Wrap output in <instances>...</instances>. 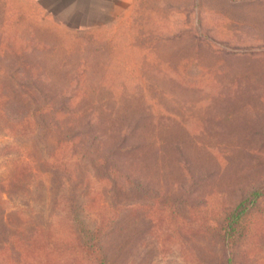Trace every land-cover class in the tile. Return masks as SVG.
<instances>
[{
    "label": "rangeland",
    "instance_id": "rangeland-1",
    "mask_svg": "<svg viewBox=\"0 0 264 264\" xmlns=\"http://www.w3.org/2000/svg\"><path fill=\"white\" fill-rule=\"evenodd\" d=\"M239 1V11L208 0L201 12L196 0H146L116 30L101 32L116 39V54L86 47L82 57L92 62L75 54L60 63V53L18 46L17 15H7L18 0H0V94L14 90L8 102L0 97V246L12 233L23 244L34 236L30 251L40 252L19 260L8 245L0 264H70L69 202L83 204L80 221L103 224L121 196L112 186L134 178L168 197L158 199L150 231L141 216L124 220V256L113 264H218L227 254L231 264H264V238L250 228H264V189L249 205L264 184V0ZM165 38L175 46L156 53L182 59L175 72L201 76L182 80L202 88L201 103L184 104L178 85L141 80L152 74L143 59ZM142 81L151 92L173 88L178 103L140 95ZM243 206L235 231L219 242ZM108 246L110 255L119 247Z\"/></svg>",
    "mask_w": 264,
    "mask_h": 264
},
{
    "label": "crops",
    "instance_id": "crops-1",
    "mask_svg": "<svg viewBox=\"0 0 264 264\" xmlns=\"http://www.w3.org/2000/svg\"><path fill=\"white\" fill-rule=\"evenodd\" d=\"M146 0H18L14 10L7 11L10 21L11 15H17L15 25L18 34V46L28 47L29 52L48 53L49 55L61 54L63 59L56 61L64 62L71 55H78V62H92L90 56L82 57L86 47H109L111 56L116 54V39L101 32L116 30L121 18L134 15L143 6ZM157 3L162 0H155ZM226 8L232 11H239V0H219ZM199 10L202 12L208 6V0H196ZM9 9V8H8ZM86 36V37H85ZM173 38H165L155 41L151 47L154 48L143 59L151 66V75H141V80L149 82L150 78L162 79L166 83L178 85L188 100H183L184 104H198L204 101L201 94L202 88L192 81H182L186 79H199L201 76L186 74L178 69L175 72L171 69L172 64L181 62L175 55H158L159 48L174 47ZM137 47L138 45L135 44ZM97 51V49L95 50ZM85 55V54H84ZM44 62L52 59H42ZM42 61V62H43ZM102 60H98L101 62ZM109 62V61H106ZM102 63V62H101ZM110 66H104V73L101 76V86L110 77ZM80 78L81 76L78 75ZM154 86V85H153ZM140 95L145 92L162 96L165 101L177 104L179 97L176 91L165 86L156 85V90L151 92L144 81L141 82ZM137 94V92H135ZM94 101L102 103L101 93H98ZM155 104V103H154ZM153 110V109H152ZM187 126V122H184ZM188 134L191 135V132ZM186 140V139H185ZM187 141V140H186Z\"/></svg>",
    "mask_w": 264,
    "mask_h": 264
},
{
    "label": "trees",
    "instance_id": "trees-1",
    "mask_svg": "<svg viewBox=\"0 0 264 264\" xmlns=\"http://www.w3.org/2000/svg\"><path fill=\"white\" fill-rule=\"evenodd\" d=\"M6 91L2 92L0 94V97L4 100H2L1 104H4L5 102H8L10 100L11 95H13V89L8 87ZM12 92V94H10ZM20 94L18 93L17 96ZM21 96V95H20ZM25 99V98H24ZM23 99V100H24ZM27 101V99H25ZM68 101V99L66 100ZM30 104V103H29ZM42 105L36 106L33 111L38 112L42 109ZM30 110V108H29ZM53 110L58 111V109L53 108ZM107 178L109 179V175H107ZM137 181H131L130 184H128L125 188H120L119 185L112 186V189L110 190V194L116 196L117 192H119L120 200L116 202L115 205H112V212L113 215H110L106 218H104L103 224L97 223L95 221L93 224H90V226L87 225L86 220L80 221L76 217V213L82 214V218H87L84 211L83 204L79 203L76 206L73 205L72 202H69L68 205V211L71 214V227L74 229V232L76 235L71 239V241L67 242V245H65V250L70 252L72 254V260L70 264H113L114 261H122V257L124 256V252L122 251L125 243L127 242L126 239L123 237V222L127 217H129L130 222H136L138 217H142L147 221V229L150 231L153 227L155 221H156V215H157V207L158 205V199L162 196L168 197L167 195H162L156 191H152L144 185L142 182H138V179L134 178ZM110 180V179H109ZM264 189V184L260 185L254 191H252L253 198L249 199V205L251 206L254 204L255 196H258L261 194V191ZM245 201L241 200L237 204V207L240 206ZM185 207H188V203L184 202ZM176 207L173 205V208ZM164 207H162L163 209ZM242 211L238 212L235 216H232V219L230 222L226 224L224 233L219 236L220 240L219 242L225 243V240H227V236H229L228 232L235 231L236 229V223L239 221V215L245 210V206L242 207ZM12 211V210H11ZM10 211V212H11ZM9 212V213H10ZM127 213L128 215L124 214ZM2 215H5L2 214ZM260 223V222H259ZM258 223V224H259ZM252 224V222H251ZM251 230L259 231V235H256V237L264 238V228L258 227L256 223L252 224ZM251 225V226H252ZM264 227V223L262 224ZM182 227L180 226L176 230H181ZM253 232V231H251ZM255 233V232H254ZM13 233L6 237V240H2L0 250L6 248L8 245L10 246V249L13 250V252H17L18 259L28 257V255L31 253V255H39V251L33 250L30 251V248L34 247V236H30L28 240L20 239V238H13ZM250 235H255L251 234ZM134 236L131 235V237ZM137 236V235H136ZM136 236L132 237L134 242H136ZM130 240V239H129ZM20 244V245H19ZM23 244V246H22ZM111 244L119 245L116 252H113V254H109V246ZM8 246V247H9ZM22 248L24 250H22ZM41 249V247L36 248ZM29 255V256H31ZM216 256V260L219 261L220 258L218 255ZM197 260H199V256H196ZM18 260V261H19ZM232 258L230 255H226L223 262H218V264H231ZM130 264H139L137 260H134L131 258Z\"/></svg>",
    "mask_w": 264,
    "mask_h": 264
}]
</instances>
